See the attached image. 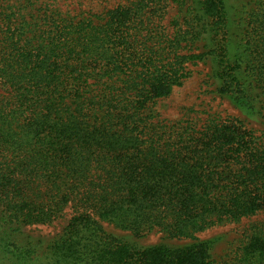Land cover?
<instances>
[{
    "label": "trees",
    "instance_id": "obj_1",
    "mask_svg": "<svg viewBox=\"0 0 264 264\" xmlns=\"http://www.w3.org/2000/svg\"><path fill=\"white\" fill-rule=\"evenodd\" d=\"M8 1L0 0V264H222L197 234L264 213V145L236 120L200 131L153 123L150 105L182 85L194 60L210 61L216 92L236 102L262 83L253 74L264 64L253 70L251 57L264 55L253 54L252 38L231 40L237 25L225 0H191L196 23L175 34L176 47L142 34L154 0L97 20L38 16L44 25ZM176 37L205 51L181 55ZM65 213L46 245L19 241L21 223ZM149 234L161 241L132 240ZM242 251L238 264H264V237Z\"/></svg>",
    "mask_w": 264,
    "mask_h": 264
},
{
    "label": "rangeland",
    "instance_id": "obj_2",
    "mask_svg": "<svg viewBox=\"0 0 264 264\" xmlns=\"http://www.w3.org/2000/svg\"><path fill=\"white\" fill-rule=\"evenodd\" d=\"M133 0H10L7 5L16 10L17 6H25L28 19H33L39 24L44 21L37 19L38 16H49L64 19L66 21H80L87 19L97 20L103 18L107 11L119 6H126ZM158 7L154 11V19L149 26H143L142 34L152 33L154 42L161 47H170L171 40L175 34L188 30L189 24H195L194 12H191V0H154ZM187 1L189 3H187ZM226 14L230 20L235 22V35L229 34L231 40L245 41L252 38L255 41L252 47L255 48L254 55L260 57L264 55V46L259 42L264 41V0H225ZM7 7V10L9 9ZM11 9L12 11H14ZM251 22L254 31L247 34ZM246 24V25H245ZM224 38L226 36L224 35ZM186 40L191 36L186 35ZM181 42L182 48H178L181 55L204 52L203 42L199 43L200 52L197 49L184 48L187 42L183 38L176 37V41ZM243 43V42H242ZM189 44V43H188ZM179 45V46H180ZM176 47V42L174 45ZM241 51L244 56L247 45L241 44ZM172 50V49H170ZM253 70L257 65L264 64V60L251 57ZM261 58V57H260ZM196 62V63H195ZM260 62V64H259ZM185 70L189 73L180 87H174L171 93L150 105L152 121L167 127L175 126L178 130L188 129L200 131L210 123H226L229 121H239L237 127L251 130L252 141L264 145V68H259L253 74L255 80L260 78V82L248 91L249 98L244 100H234L231 94H219L216 92L217 82L213 78L210 61H191L184 63ZM5 88L0 84V97L6 95ZM242 102V103H239ZM181 130V131H182ZM68 214L46 224H31L23 222L19 231L21 236L19 241L23 244L36 240L42 244H47L50 240L61 233L66 225ZM106 231L116 235L125 233L113 228L111 225L103 223ZM264 237V213L242 218L238 222H221L203 232L197 234L198 239L212 240L211 257L218 263L238 264V259L242 257L243 247L248 240L254 237ZM139 245H152L158 243L159 235L149 234L141 239L132 238ZM183 244L185 241L174 242Z\"/></svg>",
    "mask_w": 264,
    "mask_h": 264
}]
</instances>
